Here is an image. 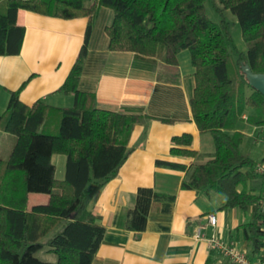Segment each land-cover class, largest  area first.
I'll return each instance as SVG.
<instances>
[{
    "label": "trees",
    "instance_id": "1",
    "mask_svg": "<svg viewBox=\"0 0 264 264\" xmlns=\"http://www.w3.org/2000/svg\"><path fill=\"white\" fill-rule=\"evenodd\" d=\"M206 1L0 0V55L21 51L25 27L18 24L20 9L65 19L89 17L87 43L93 18L100 7H108L114 13L106 27L108 49L159 59L163 73L172 80L179 76L178 54L189 50L195 68L193 118L201 133L212 135L215 151L206 162L190 166L163 159L156 164L186 171L183 188L225 193L227 207L256 206L244 235L255 251L262 252L264 213L259 203L263 196L246 188L259 175L256 161L241 150L240 124L264 126V95L242 71V65L249 64L254 72L264 73V0H218L220 5L213 0L219 12L228 9L238 18L247 50L236 54L231 22L225 17L212 21ZM85 49L86 45L82 55ZM81 73L78 60L61 88L75 94V103L58 109L56 131L48 122V107L41 101L26 105L19 90L11 92L7 109L0 114V133L16 136L9 157L0 158V264H92L102 242L106 229L90 202L128 158L127 141L142 116L99 108L94 96L80 88ZM192 143L190 133L174 136L171 153L196 158L199 152ZM56 154L66 156L64 179L56 176ZM30 193L48 194L49 201L29 207ZM174 198L140 187L126 213V226L145 230L152 203ZM45 247L56 255L55 262L35 255Z\"/></svg>",
    "mask_w": 264,
    "mask_h": 264
},
{
    "label": "crops",
    "instance_id": "2",
    "mask_svg": "<svg viewBox=\"0 0 264 264\" xmlns=\"http://www.w3.org/2000/svg\"><path fill=\"white\" fill-rule=\"evenodd\" d=\"M113 16L112 9L100 7L86 43L89 17L65 19L20 9L18 24L25 27L21 51L0 55V114L6 111L11 92L19 90L26 105L41 101L48 107V122L56 131L58 109L75 103V94L61 88L79 60L80 88L94 96L99 108L142 116L128 138V158L90 202L106 229L92 264H232L210 246L208 238L213 233L251 258L259 257L261 252L255 251L244 235V226L255 218L256 206L227 207L225 193L183 188L186 171L156 164L157 159H163L190 166L195 161L206 162L215 151L212 135L199 131L192 114L195 68L191 53L186 49L178 54L179 76L172 80L163 73L159 59L108 49L106 27ZM249 113L243 115L244 120ZM240 130L245 132L242 124ZM185 133L193 136L192 148L199 152L196 158L171 153L172 138ZM15 142V135L1 131L0 158L9 157ZM58 155L53 156L56 176L64 179L66 158L60 160L63 170L59 175ZM140 187L175 198L154 201L146 229L136 231L126 226V213L134 206ZM246 188L263 196L264 176L259 175ZM48 201V194H29L30 207ZM210 214L217 216L216 226L209 224ZM199 230L202 237H197Z\"/></svg>",
    "mask_w": 264,
    "mask_h": 264
},
{
    "label": "rangeland",
    "instance_id": "3",
    "mask_svg": "<svg viewBox=\"0 0 264 264\" xmlns=\"http://www.w3.org/2000/svg\"><path fill=\"white\" fill-rule=\"evenodd\" d=\"M216 2L218 5H220L218 0H216ZM205 8L209 18L212 21L220 22L222 17H225L231 22V30L233 36V44H232L233 54H236L237 50H247V45L242 37V29L237 16L234 15L228 9H225L223 13L219 12L215 8L213 0H207L205 3ZM185 52L190 54L189 50H186ZM241 124L243 125L245 131L243 133V142L241 144L242 152L253 158L257 164L264 165V126H256V125L254 126L246 121L241 122ZM255 133L258 139L255 138L256 137ZM57 158H60V159H56V163L58 167L57 173L59 174L63 170V164L61 163L62 161L60 160H63L66 157L64 155H58ZM90 186H92V184ZM28 206L30 207L29 197H28ZM35 255L38 258L45 261L55 262L57 260L55 254L47 252V247L37 251Z\"/></svg>",
    "mask_w": 264,
    "mask_h": 264
},
{
    "label": "built area",
    "instance_id": "4",
    "mask_svg": "<svg viewBox=\"0 0 264 264\" xmlns=\"http://www.w3.org/2000/svg\"><path fill=\"white\" fill-rule=\"evenodd\" d=\"M255 173L264 176V165L257 164L255 166ZM259 209L264 213V195L259 203ZM209 224L216 226L218 219L214 214L208 216ZM197 237H202L199 230ZM209 244L212 248L217 249L224 256H226L232 264H264V247L261 255L257 258H251L244 250L240 249L237 245L225 241L220 235L213 233L208 238Z\"/></svg>",
    "mask_w": 264,
    "mask_h": 264
},
{
    "label": "water",
    "instance_id": "5",
    "mask_svg": "<svg viewBox=\"0 0 264 264\" xmlns=\"http://www.w3.org/2000/svg\"><path fill=\"white\" fill-rule=\"evenodd\" d=\"M242 71L249 84L264 95V73L254 72L249 64H243Z\"/></svg>",
    "mask_w": 264,
    "mask_h": 264
}]
</instances>
